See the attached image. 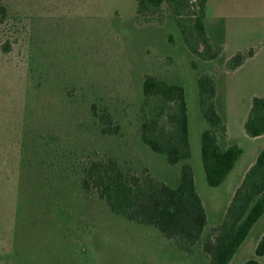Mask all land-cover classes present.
I'll return each mask as SVG.
<instances>
[{
    "label": "rangeland",
    "instance_id": "374dc122",
    "mask_svg": "<svg viewBox=\"0 0 264 264\" xmlns=\"http://www.w3.org/2000/svg\"><path fill=\"white\" fill-rule=\"evenodd\" d=\"M1 4L0 264H208L204 241L242 166L213 188L201 163L196 82L220 61L205 64L189 52L166 4L152 18L137 15L135 0ZM204 22L224 41V56L261 48L240 83L243 90L264 85V0H209ZM147 75L185 91L195 189L210 218L192 253L151 226L115 215L83 185L89 166L107 160L126 175L178 184L180 166L141 140L142 123L162 105L158 99L145 104ZM262 229L264 217L246 246ZM241 261L238 254L233 264Z\"/></svg>",
    "mask_w": 264,
    "mask_h": 264
},
{
    "label": "trees",
    "instance_id": "16d2710c",
    "mask_svg": "<svg viewBox=\"0 0 264 264\" xmlns=\"http://www.w3.org/2000/svg\"><path fill=\"white\" fill-rule=\"evenodd\" d=\"M136 13L144 18L159 15L166 4L176 20L187 49L203 61L220 56L205 31L204 17L208 0H135ZM6 9L0 0L3 20ZM254 51L238 52L225 63L226 71L238 69ZM192 65H194L192 63ZM199 110L209 128L201 134V163L210 187H219L233 169L242 150L232 145L221 149L219 140L226 136V126L215 109L216 77L203 74L197 80ZM145 104L152 99L162 102L154 117L141 125V140L151 151L164 155L169 165H180L175 187L126 175L113 160L93 162L87 169L85 188H93L112 213L129 221L151 226L173 240L184 253H192L207 225V216L195 189L194 172L189 159L187 103L184 88L147 75L142 83ZM103 123H110L100 118ZM248 137L264 136V98L252 99L244 124ZM104 132V131H103ZM105 133V132H104ZM264 214V150L246 172L229 203L222 223L206 236L203 251L209 264H228L247 238L253 225ZM254 258L244 264H260L264 257V234L254 250Z\"/></svg>",
    "mask_w": 264,
    "mask_h": 264
},
{
    "label": "crops",
    "instance_id": "0c3cea01",
    "mask_svg": "<svg viewBox=\"0 0 264 264\" xmlns=\"http://www.w3.org/2000/svg\"><path fill=\"white\" fill-rule=\"evenodd\" d=\"M208 1H207V4H208ZM207 4H206V6H207ZM205 11H206V9H205ZM204 19H205V17H204ZM204 27H205L206 34H207L211 44L214 47H220L222 50L221 55L218 58H216L215 60H212V61L204 62V63L205 64L213 63V65H215L216 61H218V62L220 61L217 64V66H215V67H217L218 69L221 67H224L225 62L230 57H232L233 54L228 55V56H224V41L216 38L213 34H211L207 30L205 22H204ZM218 29L221 30V32H222V28H220V26ZM224 32H225V28H223L222 33H224ZM260 49L261 48L259 47V49L256 52L254 51L253 56L246 59L244 61V63L238 69H236L234 71L228 72V71L222 70L220 72H217L215 70V67H213L214 68L213 70L209 69L208 71H206V73H204V74H212V75H215V73H217V75H215V77H216V96L214 98V104H215L216 112L221 117L223 123L226 126L225 138L227 141V142L225 141V146L222 147L221 146L222 140H219V145H220L221 149H223V150L227 149L228 147H230L232 145H236L242 150L240 157L238 158L233 169L227 175V177L225 178L223 183L228 179V177H230L232 175V173H234V171H235L237 165H239V163H242V166L240 168L241 172L238 175V178L236 179V181L234 182V184L232 185V187L229 191L227 203L222 207L221 212L217 213V215L215 217L216 221L213 222L214 224L211 226V229L215 228L216 226H218L222 223V221L224 219L225 212L227 210V207H228L229 203L231 202L232 197H233L236 189L241 185L246 172L255 163L259 152L264 150V143H262L258 146L255 145L256 142H258L260 140H264V136H260V137H256V138H250L246 135L245 130H244V124H245V121L248 117V114H249V111L251 108L252 99L255 97L264 98V85L261 83V84H259V86H257L256 89L243 90L242 85L240 83L241 80L243 79V75H244L243 71L246 69L247 65H250L251 63H253L256 60ZM246 51H248V50H245V49L243 50V52H246ZM259 73L262 75L261 72H259ZM256 74L257 73H255V75ZM196 87H197V82H196ZM197 97H198V91H197ZM197 114L199 115L198 117H200L199 119H201V124L198 125V128L196 130V136L200 140V148H201V134L209 128V125L207 124V122L204 120V118L202 117V115L200 113L199 104H198ZM187 117H188L189 143H190V150H191V147H192L191 137L192 136H191V125H190V118H189L188 109H187ZM232 119H234L233 121L237 120V122H238V125H237V128H238V131H237L238 134L237 135L238 136L236 137V139L234 137L235 132H233V129H232V126H233L232 125ZM199 128H200V130H199ZM195 139H196V137H195ZM243 143L248 145V147H247L248 153L246 152V149L243 147ZM200 157H201V151H200ZM191 159H192V152H191V158L188 161L189 164H191V162H190ZM243 159H245V160H243ZM191 166H192V164H191ZM179 169H180V167H179ZM206 216H207V225L203 231L202 237L204 236L206 229H208L209 222H210V218H209L207 213H206ZM262 217H264V214L253 225V227L251 228L247 238L241 244V246L239 247V249L237 250V252L235 253V255L233 256V258L231 259V261L228 264H233L234 258H236V256L238 254L242 255V261L239 264H244L245 261H247L248 259H251V253H252V251L255 250L257 243L259 242L260 238L264 234V229H262L257 234L256 241L252 245L246 246V244L248 242V237H249L250 233L254 229L255 225L262 219ZM249 247H252V251H249ZM257 260L261 264V258H257ZM208 262H209V260H208Z\"/></svg>",
    "mask_w": 264,
    "mask_h": 264
}]
</instances>
